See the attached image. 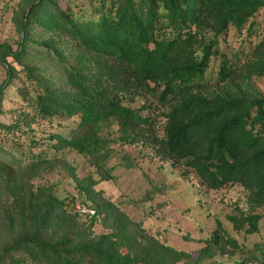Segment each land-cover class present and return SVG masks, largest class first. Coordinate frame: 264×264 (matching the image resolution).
Here are the masks:
<instances>
[{
    "label": "trees",
    "instance_id": "trees-1",
    "mask_svg": "<svg viewBox=\"0 0 264 264\" xmlns=\"http://www.w3.org/2000/svg\"><path fill=\"white\" fill-rule=\"evenodd\" d=\"M262 11L264 0H18L21 40L17 47L0 40L7 72L0 112L10 89L21 99L14 119L0 120V264H200L227 242L241 247L236 236L217 234L195 252L178 249L96 187L113 177L116 145L139 142L209 187L243 185L248 209L229 219L238 231L259 232L264 92L253 77L264 75V36L255 39ZM31 43L62 64L63 85L29 59ZM141 94L153 100L128 102ZM58 114L78 118L68 133H47L57 153L33 150L41 140L24 137L34 119ZM64 149L86 156L94 170L80 176L66 162L79 193L61 196L56 182L38 178ZM88 200L92 215L77 207ZM98 220L109 230L97 233ZM250 260L264 262V238L232 264Z\"/></svg>",
    "mask_w": 264,
    "mask_h": 264
},
{
    "label": "rangeland",
    "instance_id": "rangeland-1",
    "mask_svg": "<svg viewBox=\"0 0 264 264\" xmlns=\"http://www.w3.org/2000/svg\"><path fill=\"white\" fill-rule=\"evenodd\" d=\"M17 4L18 0H0V40L10 41L14 47L21 40V31L14 18ZM258 21L260 31L255 39L264 36V11L258 15ZM29 46V59L41 65L44 74L50 79L63 85L62 79L66 76L62 64L52 61L37 44L31 43ZM14 64L18 68L22 67L17 62ZM6 76V68L0 64V85ZM253 81L264 92V75H255ZM16 92L15 87L6 92L3 99L5 110L0 112V120L10 122L15 118L16 111L12 108L21 104ZM152 100L150 96L141 94L128 102L140 106ZM153 109V115L161 119L162 108L156 106ZM77 118L78 116L59 114L49 120L36 117L32 123L34 130L24 137L25 142L31 137L39 138L41 143L33 150L48 149L51 153H57L48 144L47 133H68ZM23 126L25 129L29 127ZM116 147L119 148L120 155L111 160V164L116 165L113 177L99 181L96 187L102 188L108 198L115 201L134 221L140 222L147 232L178 249L192 252L206 245L207 239H213L217 234L237 237V243L241 247L236 248L233 242H227L224 251L216 248V254L200 264H232L234 257L246 253L256 241L264 238V218L261 220L260 231L253 233L238 231L229 219V214L247 211L249 206V192L240 183L209 187L194 171L187 170L185 165L174 164L171 159L155 154L149 144L139 142ZM123 154H127L132 160V166H126L122 162ZM58 155L61 159L52 168L46 169L44 176L38 178V181L47 178L56 182V191L61 196L79 193L67 163L74 165L80 176L90 174L94 167L89 164L86 156L76 150L64 149ZM76 203L82 204L79 201ZM85 204L95 207L89 200ZM94 229L97 233L109 230L101 220L96 222ZM234 249L235 253L231 256ZM190 263V260L183 259L177 262ZM249 264L264 262L250 260Z\"/></svg>",
    "mask_w": 264,
    "mask_h": 264
},
{
    "label": "built area",
    "instance_id": "built-area-1",
    "mask_svg": "<svg viewBox=\"0 0 264 264\" xmlns=\"http://www.w3.org/2000/svg\"><path fill=\"white\" fill-rule=\"evenodd\" d=\"M77 207L78 209H80L82 212H85L89 215H92L94 214L96 211H95V208L94 207H91L89 205H86V204H81V203H78L77 204Z\"/></svg>",
    "mask_w": 264,
    "mask_h": 264
}]
</instances>
